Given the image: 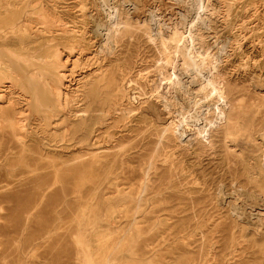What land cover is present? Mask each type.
<instances>
[{
  "label": "rangeland",
  "instance_id": "rangeland-1",
  "mask_svg": "<svg viewBox=\"0 0 264 264\" xmlns=\"http://www.w3.org/2000/svg\"><path fill=\"white\" fill-rule=\"evenodd\" d=\"M39 1L15 8L36 10L47 36L80 34L84 53L57 47L69 102L46 116L39 89L0 83V264H264V0ZM175 28L223 97L195 103L183 89L204 78L182 72L176 95L161 87L183 69L160 48Z\"/></svg>",
  "mask_w": 264,
  "mask_h": 264
},
{
  "label": "bare ground",
  "instance_id": "bare-ground-1",
  "mask_svg": "<svg viewBox=\"0 0 264 264\" xmlns=\"http://www.w3.org/2000/svg\"><path fill=\"white\" fill-rule=\"evenodd\" d=\"M25 0H0V83L4 82L7 79H11L13 84H19L22 80L23 84L29 82L30 87L37 90L38 97L40 99V103L38 104V110L39 113L43 115H48L51 111L55 112V109L53 108L56 104H60L64 100H67L69 102L68 95H65L63 92V81L65 77V71H63L62 67H64L63 60L61 54H55V51L58 46H63L66 49L69 50V53L73 52L74 50H77L79 54H83V48L79 46L80 38H82L79 35H76L73 30L69 29H62V33L50 37L47 36L44 32H42L44 29L35 28L38 27L39 24H41L40 20L36 17H34L36 10L34 9H16L15 5H18L22 3ZM39 1V0H38ZM31 2V1H30ZM37 2V1H36ZM34 2V3H36ZM40 2V1H39ZM203 3V2H202ZM46 4V3H45ZM201 4V3H200ZM202 5V4H201ZM200 5V6H201ZM25 6V5H24ZM47 9V7H46ZM48 10V9H47ZM50 12V11H49ZM52 12V11H51ZM45 13V12H44ZM56 13V12H55ZM206 13V12H205ZM51 14V13H50ZM203 14V13H202ZM46 15L47 12H46ZM190 15V14H189ZM51 16V15H50ZM56 16V15H55ZM46 17V16H45ZM61 18V17H60ZM55 21H57L55 19ZM59 21V20H58ZM49 22V21H47ZM43 22L46 26V29H54V26L52 23ZM73 22V21H72ZM179 22V21H177ZM200 22V21H199ZM61 23V21H60ZM67 23V22H66ZM154 23V22H153ZM164 23V22H163ZM181 23V22H180ZM58 24V23H57ZM140 24V23H139ZM69 25V24H68ZM43 25H40L39 27L42 28ZM62 26V25H61ZM169 26V25H168ZM167 26V27H168ZM173 26V25H172ZM170 25V28H172ZM177 26V25H176ZM154 27V26H153ZM159 27V26H158ZM163 28V27H162ZM180 28V27H179ZM28 29V30H27ZM56 29V28H55ZM160 28H156L158 30ZM166 29V28H165ZM164 29V30H165ZM176 29V28H175ZM174 30V29H173ZM159 31V30H158ZM51 32V30H50ZM168 32V31H167ZM166 32V33H167ZM171 33L172 31L169 30ZM55 33V32H54ZM58 33V32H57ZM79 33V32H78ZM48 34V33H47ZM159 34V33H157ZM193 34V33H192ZM180 31L178 29L174 30L172 34L164 35L163 33H160V48L162 50L163 54V60L164 64L167 63L169 65L172 64H179L180 60L183 62L181 66L183 67L182 71H177L175 68H171V78L172 81L167 82L163 72L166 70H162L161 77L159 78L160 85L164 90L169 87H171L170 91L172 90L173 93L177 92L181 88V84L184 83V81L180 84V73L186 77L187 85L192 84L193 81H195V78H198L201 76L203 79V85L199 87L200 89L198 92H195V95L192 96L193 91H190L189 87L183 86V90L186 91L189 97L195 98L194 102L196 103V98L201 96L203 98H206L211 95H217L218 97H223L224 92L222 89H218L216 86H214L208 75L202 74L203 72L200 71L198 67V60L196 61V53L194 52L193 47L189 44L182 43V38H180ZM183 35V34H182ZM155 37V36H154ZM190 38V37H189ZM59 40V42L57 41ZM53 40H56L52 43ZM192 41V40H191ZM190 41V42H191ZM158 42V40H157ZM156 42V43H157ZM193 43V42H192ZM88 45V44H87ZM159 47V46H158ZM98 48V47H97ZM98 50V49H97ZM96 50V51H97ZM197 51V50H196ZM99 52V51H98ZM66 53V52H65ZM94 53V52H93ZM181 53V56H180ZM198 54V52H197ZM69 55V54H68ZM70 57V55H69ZM85 57V56H84ZM93 57V56H92ZM13 60L16 62H19L20 67L27 71L28 79L14 77V75L8 76V68L3 65V60L7 59ZM80 58V57H79ZM69 59V58H68ZM88 59V58H87ZM98 59V58H97ZM7 60V61H8ZM100 60V59H99ZM214 60V59H213ZM212 60V61H213ZM181 62V63H182ZM210 62V61H209ZM8 63V62H7ZM93 63V62H92ZM213 63V62H212ZM96 64V63H95ZM86 65V64H85ZM98 65V64H96ZM161 65V64H160ZM200 65V64H199ZM84 66V65H83ZM95 66V65H94ZM174 66V65H172ZM177 66V65H176ZM179 66V65H178ZM209 66V65H207ZM82 67V66H81ZM80 67V68H81ZM96 67V66H95ZM170 67V66H169ZM213 67V65H212ZM10 68V67H9ZM78 68V67H77ZM86 68V67H85ZM90 68V66H89ZM93 68V67H92ZM162 68V67H161ZM206 68V67H205ZM39 69V70H38ZM43 69V70H42ZM76 69V68H75ZM18 70V69H17ZM81 70V69H80ZM107 70V69H106ZM161 70V69H160ZM170 70V69H169ZM203 70V69H202ZM67 71V70H66ZM92 71V70H91ZM21 72V71H20ZM80 72V71H79ZM77 72V73H79ZM97 72V71H96ZM216 72V71H215ZM88 73V72H87ZM23 74V73H21ZM76 74V73H75ZM81 74V73H80ZM181 74V75H182ZM182 75V76H183ZM212 75V74H211ZM216 75V74H215ZM101 76V75H100ZM69 77V76H68ZM81 77V76H80ZM92 77V76H91ZM96 77V76H95ZM183 77V79L185 78ZM42 78V79H41ZM85 78V77H84ZM70 79V78H69ZM89 79V78H88ZM42 80V81H41ZM79 81V79H76ZM87 80V79H86ZM169 80V79H168ZM26 81V82H25ZM82 81V80H81ZM158 81V80H157ZM182 81V80H181ZM198 81V80H197ZM145 82V81H144ZM196 82V81H195ZM69 83V82H68ZM79 83V82H78ZM77 83V84H78ZM132 83V82H131ZM149 83V82H148ZM106 84V83H105ZM108 84V83H107ZM194 84V83H193ZM4 85V84H3ZM12 85V84H11ZM79 85V84H78ZM77 85V86H78ZM85 94L87 97H92V99L95 98V96L99 92V83L97 81H89L85 84ZM159 85V86H160ZM185 85V84H184ZM199 85V83H198ZM218 85V84H217ZM10 86V85H9ZM13 86V85H12ZM65 86V85H64ZM143 86V85H142ZM3 87V86H1ZM0 87V99H3L5 96L1 92ZM160 87V88H161ZM13 88V87H12ZM67 88V87H66ZM75 88V87H74ZM139 88V87H138ZM147 88V87H146ZM161 88V89H162ZM159 89V88H158ZM157 89V90H158ZM195 89V88H194ZM10 90V89H8ZM23 90V89H22ZM71 90V89H70ZM160 90V89H159ZM7 91V90H6ZM11 91V90H10ZM20 91V90H19ZM101 91V90H100ZM150 91V90H149ZM171 91V92H172ZM182 91V90H181ZM196 91V90H195ZM68 92V91H66ZM70 92V91H69ZM148 92V91H147ZM5 93V92H4ZM79 93V92H77ZM84 93V92H83ZM134 93V92H133ZM170 93V92H169ZM16 94V93H15ZM14 94V95H15ZM18 94V93H17ZM82 94V93H81ZM32 95L29 93V96ZM100 95V94H99ZM129 95H133L132 93H129ZM128 95V96H129ZM163 95V94H162ZM173 95V94H172ZM176 95V94H175ZM8 96V95H7ZM17 96V95H16ZM140 96V95H139ZM170 96V94H169ZM187 96V95H186ZM165 97V96H164ZM12 98V97H11ZM19 98V97H18ZM142 98V96H141ZM163 98V97H162ZM175 98V97H174ZM30 99V98H29ZM32 99V98H31ZM172 99V98H171ZM170 99V100H171ZM178 99V98H176ZM192 99V100H193ZM202 100V98H200ZM216 99V98H215ZM214 99V100H215ZM12 100V99H9ZM103 100V99H102ZM112 99L111 97H107L105 100H103L102 104H108L107 102H110ZM166 100V99H165ZM183 100V99H182ZM188 100V99H187ZM191 100V101H192ZM6 101V100H5ZM16 101V100H15ZM26 101V99H25ZM30 101V100H29ZM114 101V100H113ZM174 100L172 99V102ZM223 101V100H222ZM65 102V101H64ZM63 102V103H64ZM79 102V101H78ZM100 102V101H99ZM132 102V101H131ZM184 102V100H183ZM190 102V101H189ZM203 102V101H202ZM4 103V102H3ZM12 103V102H8ZM26 103V102H25ZM120 103V102H119ZM165 103V101H164ZM185 103V102H184ZM24 104V103H23ZM65 104V103H64ZM101 104V105H102ZM150 104V103H149ZM170 104V103H169ZM203 104V103H202ZM217 104V103H216ZM224 104V103H223ZM11 105V104H9ZM79 105V104H78ZM89 105V104H88ZM100 105V106H101ZM112 105V104H111ZM192 105V104H191ZM194 105V104H193ZM201 105V104H200ZM64 106V105H63ZM69 106V105H68ZM178 106V105H177ZM181 106V105H180ZM205 106V105H203ZM33 107V106H32ZM87 107V106H86ZM171 107V106H170ZM10 107L4 106L3 110L7 111ZM24 108V107H23ZM52 108V109H51ZM65 108V107H64ZM78 108V107H77ZM81 108V107H80ZM162 108V107H161ZM168 108V107H167ZM193 108V107H192ZM76 109V108H75ZM171 109V108H170ZM182 109V108H181ZM11 110V109H10ZM19 110V109H18ZM65 110V109H64ZM122 110V109H121ZM176 110V109H175ZM198 110V109H197ZM14 111V109L12 110ZM11 111V112H12ZM22 111V110H21ZM24 111V110H23ZM58 111V110H57ZM68 111V109H67ZM71 111V110H70ZM85 111V110H84ZM93 111V110H92ZM226 111V109H225ZM73 112V111H72ZM78 112V111H77ZM82 112V111H81ZM102 112V111H101ZM155 112V111H154ZM168 112V111H167ZM216 112V111H215ZM3 113V112H2ZM47 113V114H46ZM62 113V112H61ZM83 113V112H82ZM146 113V112H145ZM174 113V112H173ZM198 113V112H197ZM11 114V113H10ZM22 114V113H21ZM64 114V113H63ZM79 114V113H77ZM123 114V113H121ZM169 114V113H168ZM223 114V112H222ZM6 115V114H5ZM4 115V116H5ZM42 115V116H43ZM76 115V114H75ZM84 115V114H83ZM166 115V114H165ZM37 116V115H36ZM85 116V115H84ZM95 116V115H94ZM158 116V115H157ZM17 117V116H16ZM63 117V116H62ZM73 117V116H72ZM82 117V116H81ZM80 117V119H81ZM146 117V116H145ZM154 117V116H153ZM191 117V116H190ZM61 118V117H60ZM79 118V117H78ZM117 118V117H116ZM138 118V117H137ZM165 118H167L165 116ZM62 119V118H61ZM162 119V118H161ZM170 119V118H169ZM26 120V119H25ZM28 120V119H27ZM109 120V119H108ZM112 120V119H111ZM178 120V119H177ZM1 121V120H0ZM43 121V120H42ZM138 121V120H137ZM152 121V120H151ZM173 121V119H172ZM186 121V120H185ZM3 122V121H1ZM58 122V121H57ZM73 122V121H72ZM163 122V121H162ZM13 123V122H12ZM19 123V122H18ZM24 123V122H23ZM53 123V122H52ZM152 123V122H150ZM172 123V122H171ZM5 124V123H4ZM159 124V123H158ZM33 125V124H31ZM153 125V124H152ZM164 125V124H163ZM167 125V124H165ZM37 126V125H36ZM71 128V127H70ZM79 128V127H78ZM68 130V129H67ZM90 130V129H89ZM94 130V129H92ZM12 133H20L22 130L19 127H15V129L11 130ZM53 131V130H52ZM63 131V130H62ZM165 131V130H164ZM6 132V131H5ZM35 132V131H34ZM56 132V131H55ZM7 133V132H6ZM11 133V132H10ZM39 133V132H38ZM123 133V132H122ZM141 133V132H140ZM163 133V132H162ZM57 134V133H56ZM89 134V133H88ZM6 135V134H5ZM13 135V134H12ZM54 135V134H53ZM138 135V134H137ZM148 135V134H147ZM156 135V134H155ZM232 135V134H231ZM20 136V135H19ZM24 136V135H23ZM69 136V135H68ZM173 136V135H172ZM162 137V136H161ZM160 137V138H161ZM171 137V136H170ZM19 138V137H18ZM22 138V136H21ZM25 138V137H24ZM30 138V136H29ZM124 138V137H123ZM38 139V138H37ZM165 139V138H164ZM170 139V138H169ZM15 141V140H14ZM21 141V140H20ZM160 141V140H159ZM164 141V140H163ZM173 141V140H172ZM19 142V141H18ZM25 142V141H24ZM42 142V141H41ZM83 142V141H81ZM167 143V142H165ZM159 144V143H158ZM164 144V143H162ZM2 145V144H1ZM171 146V145H169ZM12 148V147H11ZM59 148V147H58ZM157 148V147H156ZM36 151V150H34ZM54 152H56L54 150ZM59 153V152H58ZM41 154V153H40ZM84 154V153H83ZM59 155V154H58ZM25 156V155H23ZM106 156V155H105ZM103 158V157H102ZM108 158V157H107ZM260 158V157H259ZM258 158V159H259ZM165 159V158H164ZM79 160V159H78ZM174 160V159H173ZM257 160V159H256ZM77 161V160H74ZM128 161V160H127ZM259 161V160H258ZM106 162V161H105ZM28 164V163H27ZM48 164V163H47ZM104 164V163H103ZM250 164V163H249ZM252 164V163H251ZM260 164V163H259ZM35 165V164H34ZM88 165V164H87ZM126 165V164H125ZM245 165V164H243ZM253 165V164H252ZM249 166V165H248ZM256 166V165H255ZM31 167H34L33 165ZM252 167V166H251ZM261 167V166H260ZM258 167V168H260ZM89 168V167H88ZM111 168V167H110ZM257 168V167H256ZM263 168V167H261ZM248 169V167L246 168ZM251 169V168H250ZM264 169V168H263ZM244 170V169H243ZM252 171V170H251ZM260 171V170H259ZM264 172V171H263ZM146 173V172H145ZM248 173V172H247ZM83 174V173H82ZM246 175V174H245ZM248 175V174H247ZM256 175V174H255ZM261 176V175H259ZM252 177V176H251ZM260 178V177H259ZM110 179V178H109ZM112 179V178H111ZM249 179V178H248ZM105 180V179H104ZM249 181V180H248ZM91 182V181H90ZM252 182V181H251ZM259 182V181H258ZM109 183V182H108ZM249 183V182H248ZM253 183V182H252ZM118 185V184H117ZM165 185V184H164ZM256 185V184H255ZM163 186V185H162ZM258 187V186H257ZM82 189V188H81ZM143 189V188H142ZM262 189V188H261ZM160 192V191H159ZM241 193V192H240ZM127 194V193H126ZM135 194V193H134ZM142 194V193H141ZM140 194V195H141ZM168 194V192H167ZM70 196V195H69ZM130 197V196H129ZM163 197V196H162ZM120 199V198H119ZM128 199V198H127ZM133 199V198H132ZM122 200V199H120ZM68 200L67 202H69ZM98 201V200H97ZM135 201V200H134ZM123 202V201H122ZM125 202V201H124ZM123 202V203H124ZM113 203V202H112ZM116 203V202H115ZM114 203V205H115ZM122 203V204H123ZM237 203V202H236ZM121 204V205H122ZM88 205V203H87ZM66 206V205H65ZM119 206V205H118ZM86 208V207H85ZM165 208V207H164ZM122 209V208H121ZM132 209V208H131ZM141 209V208H140ZM146 209V208H145ZM138 210V209H137ZM136 210V211H137ZM86 211V209H85ZM143 211V210H142ZM145 211V210H144ZM120 213V212H119ZM122 213V212H121ZM128 215V214H127ZM144 215V213H143ZM130 216V215H129ZM136 216V215H135ZM142 216V215H141ZM259 216V215H258ZM103 218V217H102ZM139 218V217H138ZM259 219V217H257ZM120 219V218H119ZM264 219V218H263ZM260 220V219H259ZM134 222V220H133ZM137 222V221H136ZM135 222V223H136ZM87 223V222H86ZM237 223V222H236ZM246 223V222H245ZM248 223V222H247ZM130 224V223H129ZM128 224V225H129ZM249 224V223H248ZM247 224V225H248ZM254 225H257L255 223H252ZM2 225V224H1ZM84 225V224H83ZM123 225V224H121ZM241 225V224H240ZM253 225V226H254ZM264 225V224H263ZM262 225V227H263ZM133 226V225H132ZM239 226V224H238ZM246 227V225H244ZM95 227V226H94ZM248 227V226H247ZM2 228V227H1ZM255 228V227H254ZM245 229V228H243ZM264 229V228H263ZM248 230V228H247ZM253 230V229H252ZM118 231V230H117ZM120 231V230H119ZM238 231V230H237ZM248 232V231H247ZM241 233V232H240ZM252 233V232H251ZM251 233L249 235H251ZM253 234V233H252ZM256 234V233H255ZM260 235V233H259ZM262 235V234H261ZM260 235V236H261ZM104 236V235H103ZM247 237H249L247 235ZM242 238V237H241ZM251 238V237H250ZM264 238V237H263ZM244 240V239H243ZM259 240V239H258ZM262 241V240H261ZM256 242V240H255ZM260 242V240H259ZM92 244V243H91ZM101 244V243H100ZM257 245V244H256ZM92 247V246H91ZM78 248V247H77ZM229 248V247H228ZM260 248V247H259ZM22 249V248H21ZM212 249V247H211ZM261 249V248H260ZM88 257V256H87ZM225 258V257H224ZM89 259V258H88ZM264 259V258H263ZM87 260V259H86ZM89 262V261H88ZM87 264V263H86Z\"/></svg>",
  "mask_w": 264,
  "mask_h": 264
}]
</instances>
